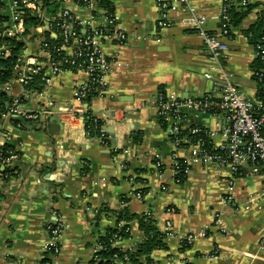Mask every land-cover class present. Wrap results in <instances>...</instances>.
<instances>
[{
	"label": "crops",
	"instance_id": "obj_1",
	"mask_svg": "<svg viewBox=\"0 0 264 264\" xmlns=\"http://www.w3.org/2000/svg\"><path fill=\"white\" fill-rule=\"evenodd\" d=\"M17 1L1 0L0 15L11 19ZM110 1L126 39L102 41L100 49L112 68L103 93L91 97L82 108L103 122L107 137L100 140L97 134H88L85 120L67 110L75 86L88 80L82 70L55 75L47 70L52 75L47 90L29 105L37 108L52 100L59 108L37 125L18 128L7 118L0 119V144L19 152L17 173L0 180V264H40L43 258L54 264H96L92 257L97 237L109 227L125 224L114 212L122 207L138 215L148 213L158 230L166 233V246L150 255L154 264H264V247L259 245L264 236L261 175L246 169L234 175L227 168L194 165L182 183L174 178L175 161L186 159L189 149L175 145L158 122V92L187 100L211 86L202 77L208 65L202 39L178 24L177 10L184 0H171L176 9L170 15L176 23L163 28L156 26V0ZM188 2L207 17V29L218 26L222 0ZM250 3L252 8L233 27L223 59L232 81L246 97H254L256 86L254 48L245 31L258 21L264 0ZM64 8L81 21L95 17L94 24L104 22L101 15H93L74 0L60 2L56 15ZM30 38L25 39L23 55L33 60L37 44ZM3 88L9 96L25 94L16 73ZM216 121L213 115L188 111L184 124L215 128ZM221 140L217 134L215 141ZM53 214L61 215L66 227L58 240L59 252L49 256L42 245L44 225ZM206 224H211L210 229L200 235ZM128 225L130 235L118 242L124 251L145 237L137 219ZM188 234L193 236L190 243L186 242ZM142 264H147L143 258Z\"/></svg>",
	"mask_w": 264,
	"mask_h": 264
},
{
	"label": "built area",
	"instance_id": "obj_2",
	"mask_svg": "<svg viewBox=\"0 0 264 264\" xmlns=\"http://www.w3.org/2000/svg\"><path fill=\"white\" fill-rule=\"evenodd\" d=\"M74 1L78 4L77 0ZM82 1H85L83 5L93 15L99 14L103 17L104 22L102 24H94L95 17H91L87 21H81L65 8L55 17H49L45 15L40 0H18L16 2L14 16L9 20L6 18L8 22H3L2 27L5 26L3 31L8 36H18L25 30L23 25L25 10H31L32 14L35 10H39L41 14L37 17L40 18V23L31 29L28 36L24 37V40L32 37L30 39L36 42L37 50L33 60L24 58V55L19 57L18 67L14 74H17L18 80L24 85L25 94L20 96L8 95L11 100L10 103H6V109L0 113V119L7 118L13 126L21 128L29 123L37 125L40 120L53 113L54 108H59V105H56L52 100L43 102L37 108L29 105L33 97L47 90L52 76L47 75L49 69L53 75L78 70L88 74V80L85 84L75 86L71 106L67 109L72 115L82 121L85 120L84 114L87 108L85 110L82 108L87 105L84 100L87 92L95 88L99 90L97 95L102 94L106 88L105 78L112 68L111 61L100 49L101 43L106 37L122 43L126 39V34L118 28L115 17L106 15L103 8L97 5V0ZM188 1L184 0V6L177 10L178 24L193 31L202 39L204 51L208 58V65L202 73V77L210 80L211 86L207 91L187 100L167 98L163 91H159L157 115L164 120L171 141L179 147L184 146L189 149L188 157L181 159L185 165L183 174L186 175L194 165L223 167L234 175L246 169L252 174L262 176L261 194H264V9L259 13L261 21L259 41L253 47L254 57L259 61V67L252 68L256 93L254 97H246L232 81L230 73L223 64V59L227 56L228 42L232 38L231 34L233 32L230 24V8L244 7L250 3V0H222L218 13V26L214 30L206 28L207 17ZM156 3L159 8V15L156 20L157 28L173 26L176 23L170 15V12L176 9L173 1L156 0ZM54 21H56L58 33L51 29ZM75 24L80 26L79 32L76 31ZM37 26H45L43 31L49 30L51 37L61 38L62 41L58 45V50L64 52L65 58L54 60L49 48L43 43V39L39 37V34L43 31H34ZM8 54L9 51L0 46V55L6 56ZM37 72H42L43 87L39 92L33 93L25 86L29 82L30 75ZM89 82L97 85L89 86ZM6 84L8 83L3 85ZM1 91L8 94L4 88ZM188 111L213 115L217 119L215 128L195 124L185 125ZM192 126L202 128L205 137L212 144L211 149H218L219 152H211L210 149L205 148L203 145L205 143L204 139L195 137L197 130ZM183 131L185 132L182 133ZM217 134L222 137L219 143L215 141ZM96 136L100 140L107 137L102 127ZM4 145L5 143L0 144V180L2 182L7 181L17 173L18 169L14 166H16L19 158V152L14 147L7 148L5 150L6 154L3 156L1 146ZM157 165L159 166V163ZM177 166L178 162L176 160L173 166L174 178L178 172ZM5 168L8 170L3 172L2 170ZM53 216L44 225L46 237L42 245V251L49 256H54L59 252L60 243L58 240L66 227L64 218L61 215L53 214ZM210 227L211 224H206L199 234L205 235ZM123 239L115 233L112 245L119 247L118 242ZM192 239V235L188 234L186 236L187 243H190ZM259 245L264 247V236L260 239ZM135 246L130 249H134ZM99 248L100 244L96 240L92 257L94 261L98 260L96 252ZM40 264L54 263L49 259ZM114 264L122 263L116 260ZM148 264L154 263L151 261Z\"/></svg>",
	"mask_w": 264,
	"mask_h": 264
},
{
	"label": "trees",
	"instance_id": "obj_3",
	"mask_svg": "<svg viewBox=\"0 0 264 264\" xmlns=\"http://www.w3.org/2000/svg\"><path fill=\"white\" fill-rule=\"evenodd\" d=\"M79 5H83L85 1L77 0ZM61 0H40L41 7L45 10V15L49 17H55ZM97 5L103 8L106 15H113L114 5L110 0H97ZM1 8V2H0ZM252 8V4L249 3L244 7H231L229 11L230 15V24L233 30V27H237L240 21L245 17L248 11ZM6 21V18L0 15V27L3 26V22ZM56 21L52 22L51 29L58 33ZM115 22V20H114ZM40 23V18L34 16L31 13V10L26 9L24 15L23 25L25 27L24 32L18 36H8L4 31H0V46L5 47L8 51V55H0V85L8 83L13 77L15 70L18 67V59L24 54L26 47L24 37L28 36L31 33V29ZM76 31L79 32L80 26L75 24ZM261 31V21L258 16V21L255 25L251 26L249 30L245 31V34L249 38L250 43L253 47L258 44L259 36ZM233 36V32L231 34ZM39 37L43 39V43L49 48V51L52 54L54 60H62L65 58L64 52L58 50V45L61 43L60 37H51L49 30H45L39 34ZM259 67V61L255 59L252 68ZM42 72L33 73L30 75L29 82L26 84V89L33 93L39 92L43 87L42 82ZM96 83L89 82V86H95ZM99 93L98 89L92 88L89 90L84 98L86 102H89L91 97L96 96ZM258 95V94H257ZM10 97L4 91L0 90V113L6 109V103H10ZM85 119V129L88 134L96 135L99 134L100 128L103 126V122L96 117H94L91 112L88 110L84 114ZM158 122L162 127H165V122L158 116ZM195 128V126H192ZM197 131L195 137H201L204 139L205 143L203 144L205 148L210 149L211 152H219L218 149L214 150L212 148L211 142L205 137L202 128H195ZM183 131L182 133H184ZM137 139V137H136ZM138 141V140H137ZM184 145V144H179ZM3 149V156L6 154L5 150L7 148H12L11 145L5 144L1 146ZM177 174L175 176L178 183H182L186 175L183 174L184 163L183 160L177 159ZM17 168V165L14 166ZM8 169L5 168L2 171L5 172ZM240 173V172H239ZM238 173V174H239ZM107 210V208H105ZM118 221L124 220L125 224L117 225L114 227L107 228L104 232L98 235L97 241L100 244V248L97 250L96 255L98 257L97 261L92 259L93 263L96 264H114L116 260L121 261L122 264H142V258L146 260L147 264L151 262V253L153 250L164 248L166 246L164 238L166 233H163L158 230L155 225L154 219L151 215L142 214L138 215L131 213L127 207H122L119 210L114 211ZM137 219L140 229L144 232V239L137 243L134 249L130 250H121L120 247L112 245L113 235L117 233L122 238H127L130 235L128 222ZM49 258H43L41 263L46 262Z\"/></svg>",
	"mask_w": 264,
	"mask_h": 264
},
{
	"label": "water",
	"instance_id": "obj_4",
	"mask_svg": "<svg viewBox=\"0 0 264 264\" xmlns=\"http://www.w3.org/2000/svg\"><path fill=\"white\" fill-rule=\"evenodd\" d=\"M0 14H1V10H0ZM3 30H4V28L1 26V27H0V31H3ZM49 126H50V127H52V126L54 127V126H56V124H54V123H50ZM50 132H51V133H54L52 130H51ZM47 175H48L47 177H49L50 180L53 179V176H51L50 174H47Z\"/></svg>",
	"mask_w": 264,
	"mask_h": 264
}]
</instances>
